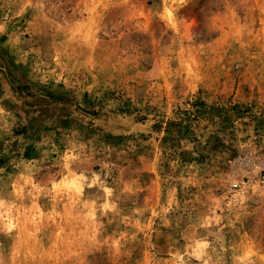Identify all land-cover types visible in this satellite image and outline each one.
Returning <instances> with one entry per match:
<instances>
[{
    "label": "rangeland",
    "instance_id": "obj_1",
    "mask_svg": "<svg viewBox=\"0 0 264 264\" xmlns=\"http://www.w3.org/2000/svg\"><path fill=\"white\" fill-rule=\"evenodd\" d=\"M0 264H264V0H0Z\"/></svg>",
    "mask_w": 264,
    "mask_h": 264
}]
</instances>
